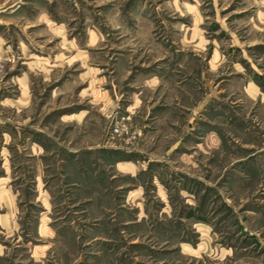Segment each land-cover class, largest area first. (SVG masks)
I'll list each match as a JSON object with an SVG mask.
<instances>
[{"label":"rangeland","instance_id":"1","mask_svg":"<svg viewBox=\"0 0 264 264\" xmlns=\"http://www.w3.org/2000/svg\"><path fill=\"white\" fill-rule=\"evenodd\" d=\"M0 264H264V0H0Z\"/></svg>","mask_w":264,"mask_h":264}]
</instances>
